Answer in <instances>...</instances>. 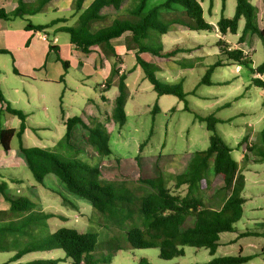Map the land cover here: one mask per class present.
<instances>
[{
    "label": "trees",
    "instance_id": "obj_1",
    "mask_svg": "<svg viewBox=\"0 0 264 264\" xmlns=\"http://www.w3.org/2000/svg\"><path fill=\"white\" fill-rule=\"evenodd\" d=\"M51 1L53 0L26 3L24 0H17L18 5L12 12L0 8V19L11 20L35 15ZM149 1L138 0L134 5L133 0H94L85 8L86 0H75L74 7L78 15L75 25L61 26L57 31L67 33L70 42L84 53H89L92 47L98 46L106 55L115 57L112 41L130 32L131 41L137 49L136 63L141 67L145 78L152 84L158 97L174 95L181 101H186L188 94L184 92L182 86L162 82L156 73L159 67L146 61L141 55L150 53L167 61L179 60L178 55L192 50L181 45L168 50L155 49L147 42L151 37H162L178 29L212 32L215 26L205 20L200 0H164L153 5H149ZM226 3L227 0H222L223 12ZM124 9L127 17L115 18L110 25L93 29L94 23L108 18L107 12ZM241 20H244L241 42L247 35L264 38V29L260 28L258 22V11L248 0H237L235 15L232 18L222 15L216 23V28L222 35L228 33L236 35ZM67 21L66 18H58L39 25L29 22L26 29L42 32ZM219 45H226V48H220L221 55L225 59L245 65L254 75H264V62L253 68V62L242 50L232 49L221 41ZM50 49L58 52V46L51 44ZM0 53L7 51L0 50ZM177 63L180 66L194 67L192 62ZM63 64L67 69V62ZM221 65V61L215 63L210 67L207 75ZM14 72L17 73V70L14 69ZM113 73H118V70L114 69ZM207 75L201 79L199 85L211 84ZM253 83L264 90V80L256 77ZM118 90L112 119L122 127L127 121L125 106L129 97L126 75L119 77ZM195 92L194 90L191 93ZM0 104L5 106L4 111L7 114L17 116L21 121L19 129L0 128V145L3 149L9 152L13 138L17 137L19 145L15 155L23 160L38 183H44L48 176L54 175L59 181L58 193L63 198L64 204H73L71 200L74 198L89 202L95 211L102 215L106 224L114 226L125 234L127 246L130 248L158 249L160 258L164 260L184 256L185 247L205 248L211 255H215L221 242L220 234L235 231V225L242 219L245 177L240 173L238 163L232 156V148L217 133L218 123L229 120L215 115L204 116L196 113L195 117L204 123L207 131L211 133L209 146L203 151L196 152L186 169L175 176L173 190L168 186L165 178L161 156H158L159 159L156 156L153 161L144 159L142 164L138 162V181L146 189L144 192L142 188L135 190L126 181L114 182L103 179L101 159L111 157L113 152L109 133L100 122L93 118L87 122L79 115L66 120V133L58 141L56 148L70 149L73 155L72 159H64L56 152L45 148L25 145L23 134L27 115L12 107L1 87ZM185 109L190 110L187 106ZM159 112L160 107L156 101L151 113L156 115ZM86 146L91 147L99 156V160L94 165L78 158L81 153H86ZM143 146L144 144L141 145L140 151ZM8 185L7 181L0 180V202L6 201L9 204L8 210L0 211V221L5 220L3 218L15 220L0 226V237L3 235L7 240L13 233L14 241L20 242L18 237L15 238L16 234L33 236L35 231L33 226H49L47 222L39 220H48L57 215L36 211L37 204L34 201L26 196L11 194ZM183 187L185 194L182 195L177 191ZM207 191L209 195L206 198L204 193ZM221 191L227 192V196L220 208L213 209L207 206L206 199H214ZM27 227H30L31 232H28ZM98 239L99 235L95 232L61 227L18 249L11 262H17L29 253L60 250L64 258L36 259L18 264H59L67 261L71 264H108L117 252L126 247L122 237L113 235L103 241L98 250ZM2 242L0 238V252L6 251L9 247ZM97 251L102 252V257L97 256ZM241 253L242 250L238 256L213 258L210 264H243L254 257L243 256ZM139 264L152 263L147 258H141Z\"/></svg>",
    "mask_w": 264,
    "mask_h": 264
},
{
    "label": "rangeland",
    "instance_id": "obj_2",
    "mask_svg": "<svg viewBox=\"0 0 264 264\" xmlns=\"http://www.w3.org/2000/svg\"><path fill=\"white\" fill-rule=\"evenodd\" d=\"M162 1L164 0H150L149 5ZM200 1L203 2L204 18L212 25L216 24L222 15L227 18L235 15L237 0H227L224 12L222 11V0ZM137 2L138 0H133L134 5ZM248 2L256 7L259 26L264 29V0H248ZM74 3L75 0L71 2L69 0L68 6L65 5L64 9L56 11L43 9L30 19L33 23L46 24L57 17H67L69 20L66 25L74 26L78 17ZM87 3L88 1L85 2ZM124 17H127L125 10L112 11L108 18L94 23L93 29L110 25L114 18ZM243 28L244 20H241L236 35L230 33L222 35L214 31H184L179 32L178 35L174 32L164 35L163 39L162 37H151L147 43L155 49L168 50L181 45L192 50L189 53L178 55L180 59L176 61L154 59L149 54L143 55L145 60L151 63L156 62L163 69H160L163 74L162 78L168 79L169 82L159 78L162 82L182 86L184 92L188 94L186 101H181L174 95H164L158 103L161 107L160 112L153 115L151 111L157 93L145 78L143 71L140 74L138 72L128 73L127 85L132 97L129 101L127 100V121L122 127L118 124L113 126L111 122L106 124L108 128L105 129L109 133L113 153L111 157L101 159L104 180L126 181L135 190L142 188L141 190L145 192L146 189L138 181V164H142L144 159L153 161L156 156L157 158L161 156L165 178L168 186L173 190L175 176L186 169L196 152L203 151L209 146L211 133L207 131L206 125L195 117L196 113L204 116L215 115L218 118L229 120L225 123H218L217 133L232 148V156L238 163L240 173L245 177V189L242 194L244 197L243 216L235 225V231L220 234L221 242L215 255H211L205 248L185 247L184 256L164 260L160 258L158 249L128 247L125 234L114 226L106 224L102 215L95 211L89 202L74 198L71 200L73 204H64L63 198L58 193L59 181L54 175L48 176L44 183H38L22 159L15 156L19 141L17 137H14L9 152H6L0 145V180L8 181L11 194L26 196L34 201L37 204L36 211L55 213L57 216L48 220H39L47 222L49 226H33L35 228L33 236L16 234L15 238L18 237L20 242L14 241L13 233L7 240L1 235L2 243L9 247L6 251L0 252V264L10 263L11 255L15 254L18 249L61 227L97 233L99 235L98 250L103 241L110 236L122 237L126 247L117 252L108 264H139L141 258L149 259L152 264H210L213 258L238 256L241 250L243 256H254L243 264H264V90L253 83L256 77L264 80V75H254L245 65L228 61L221 55L220 49L221 47L226 48V45H219L221 41L231 46L232 49L242 50L244 55L253 62V68H257L264 62V38L258 35H247L241 42ZM62 36L66 40L69 38V35L65 33ZM5 57L0 56V59ZM179 61L192 62L194 67L190 69L186 65L180 66L177 63ZM218 61H221L222 65L207 75L210 67ZM133 62H136L135 57H128L125 64L127 70L132 68ZM178 69L185 70L177 71ZM160 72L156 71L157 75ZM206 75L211 84L199 85ZM177 78L180 81L172 82ZM61 86L63 88V84ZM194 90L196 92L191 93ZM186 106L190 110H186ZM11 125L13 124L9 121L8 124L4 123L3 127ZM39 133L43 134V132ZM245 137L247 139H244ZM39 142L43 143V140L26 138L25 145L40 147ZM142 144L144 146L140 151ZM47 150L56 152L61 158L72 159L73 152L70 149L58 147ZM80 157L89 164H96L99 160L89 146H86V153ZM140 169L143 170V168ZM12 176L20 181L11 182L9 177ZM177 192L185 194V187ZM208 195V191L204 193L206 198ZM226 196L227 192L221 191L214 199H206V204L210 208L219 209ZM0 206L3 207V211L7 210L5 208L9 209L6 201H2ZM10 217L12 218V214ZM138 224L141 225L140 222ZM27 230L31 232L30 227H27ZM228 241L233 242L227 243ZM61 255L64 256L63 252L57 250L48 256L59 258ZM102 255L101 251H97V256L102 257ZM38 256H40L39 252L27 254L23 257V262L42 259ZM59 264H71V262H60Z\"/></svg>",
    "mask_w": 264,
    "mask_h": 264
},
{
    "label": "crops",
    "instance_id": "obj_3",
    "mask_svg": "<svg viewBox=\"0 0 264 264\" xmlns=\"http://www.w3.org/2000/svg\"><path fill=\"white\" fill-rule=\"evenodd\" d=\"M24 1L33 3L37 0ZM87 1L88 3L84 4L85 8L94 0ZM68 3L69 0H53L44 10L64 9L65 5L68 6ZM201 4L203 7V2ZM17 5V0H0V8H4L7 12L15 10ZM107 13L110 16L112 11ZM30 17H34V15L11 20L0 19V50L7 51V53H0V56H6L0 59V87L12 107L23 111L27 115L26 129L23 134L24 143L26 138H40L43 140V143L39 142L38 146L40 148L56 149L58 141L66 133V120L75 115L83 117L87 122L93 118L103 124L105 128H108L106 125L108 122H111L113 126L116 125L112 119V113L115 100L119 94V77L126 75L127 85L128 73L138 72L140 74L142 71L136 62L132 63L130 70H127L125 65L128 57H135L137 51L131 41V33L127 32L122 37L112 41L116 57L106 55L98 46L92 47L89 53H84L70 42V37L66 40L62 36L64 32L57 31L66 23H59L42 32L28 30L26 25L29 22L34 25L42 24L33 23ZM58 18L69 20L67 17H57L56 19ZM213 26H215L214 32H218L216 24H213ZM184 31L188 32V30L178 29L174 31V34L178 35L179 32ZM171 33H168V35ZM43 35L46 37H43ZM51 44L58 46V52L50 49ZM144 54H149L154 59L158 58L150 53ZM144 54L141 56L145 59ZM63 62H67V69L64 67ZM153 64L157 65L156 62ZM14 69L17 70V73L14 72ZM114 69L118 70V73L114 74ZM160 69L159 67L158 72L163 70ZM169 70L173 71L172 69ZM184 70L178 69L177 71ZM162 75L160 72L158 77L161 79ZM175 80H178V78L172 82H177ZM164 81L169 82L168 79ZM61 84H63V88ZM138 91L142 93L141 90ZM131 97L129 93L128 101ZM162 97L157 95L156 101L159 103ZM128 101L126 102L125 111ZM4 109L5 106L0 104V128L19 129L20 119L17 116L7 114ZM9 121L13 125L3 127L4 123L8 124ZM39 132H43V134ZM84 154L81 153L78 158L82 160L80 156ZM9 180L13 183L20 181L14 176L9 177ZM2 209L3 207L0 206V211ZM5 209L8 210V208ZM14 220V218L2 220L0 226ZM232 242L228 241L227 243ZM56 251L39 252L40 256L38 257L56 259L48 256ZM31 254L33 253H29V255ZM13 256L14 254L11 255L10 263L7 264L25 263L23 262L24 256L17 262H11ZM59 258H64V256L61 255Z\"/></svg>",
    "mask_w": 264,
    "mask_h": 264
},
{
    "label": "built area",
    "instance_id": "obj_4",
    "mask_svg": "<svg viewBox=\"0 0 264 264\" xmlns=\"http://www.w3.org/2000/svg\"><path fill=\"white\" fill-rule=\"evenodd\" d=\"M43 37H46L45 35H43Z\"/></svg>",
    "mask_w": 264,
    "mask_h": 264
}]
</instances>
